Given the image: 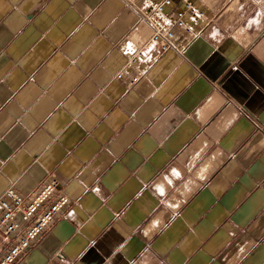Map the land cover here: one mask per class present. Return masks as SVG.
Segmentation results:
<instances>
[{"label": "crops", "instance_id": "crops-1", "mask_svg": "<svg viewBox=\"0 0 264 264\" xmlns=\"http://www.w3.org/2000/svg\"><path fill=\"white\" fill-rule=\"evenodd\" d=\"M190 1L200 35L128 86L123 0H0V196L69 200L16 264H264V0Z\"/></svg>", "mask_w": 264, "mask_h": 264}, {"label": "built area", "instance_id": "built-area-1", "mask_svg": "<svg viewBox=\"0 0 264 264\" xmlns=\"http://www.w3.org/2000/svg\"><path fill=\"white\" fill-rule=\"evenodd\" d=\"M123 1L135 9L139 23L148 30L142 45L128 46L124 69L115 76L128 86L141 77L139 65L148 53L155 60L168 50L182 52L208 23L205 12L190 0H141L140 4L138 0ZM133 68L135 73L126 77L124 70ZM59 183L58 178L51 177L29 195L11 187L0 196V239L7 243L0 264H16L65 214L69 200L58 190Z\"/></svg>", "mask_w": 264, "mask_h": 264}]
</instances>
